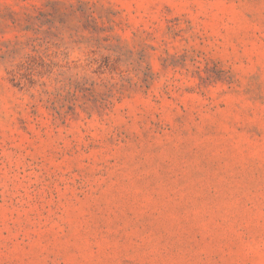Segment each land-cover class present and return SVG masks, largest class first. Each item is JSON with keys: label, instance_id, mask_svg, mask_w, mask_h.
Here are the masks:
<instances>
[{"label": "rangeland", "instance_id": "rangeland-1", "mask_svg": "<svg viewBox=\"0 0 264 264\" xmlns=\"http://www.w3.org/2000/svg\"><path fill=\"white\" fill-rule=\"evenodd\" d=\"M0 264H264V0H0Z\"/></svg>", "mask_w": 264, "mask_h": 264}]
</instances>
